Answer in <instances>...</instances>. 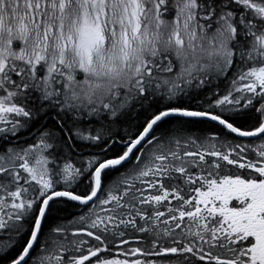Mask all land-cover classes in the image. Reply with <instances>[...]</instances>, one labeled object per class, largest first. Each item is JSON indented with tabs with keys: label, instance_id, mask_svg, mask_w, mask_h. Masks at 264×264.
<instances>
[{
	"label": "snow or ice",
	"instance_id": "obj_1",
	"mask_svg": "<svg viewBox=\"0 0 264 264\" xmlns=\"http://www.w3.org/2000/svg\"><path fill=\"white\" fill-rule=\"evenodd\" d=\"M0 264H264V0H0Z\"/></svg>",
	"mask_w": 264,
	"mask_h": 264
}]
</instances>
